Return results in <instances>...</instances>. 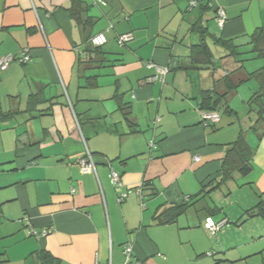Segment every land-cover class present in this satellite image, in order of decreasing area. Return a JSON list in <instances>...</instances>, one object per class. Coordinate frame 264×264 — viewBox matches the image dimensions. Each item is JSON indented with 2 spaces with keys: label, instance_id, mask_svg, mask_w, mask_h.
Segmentation results:
<instances>
[{
  "label": "crops",
  "instance_id": "0c3cea01",
  "mask_svg": "<svg viewBox=\"0 0 264 264\" xmlns=\"http://www.w3.org/2000/svg\"><path fill=\"white\" fill-rule=\"evenodd\" d=\"M190 1L0 0V58L30 57L0 72V264H36L41 251L59 264H124L126 243L143 264H264V218L245 219L264 203V106L259 113L249 103L259 83H242L228 96L231 111L205 126L203 93L226 92L235 60L211 39L213 63L199 68L191 59L198 21L250 53L249 37L264 29V0H210L207 11L189 9ZM98 34L107 43L95 50ZM126 34L132 40L121 47ZM239 61L234 78L264 66ZM156 68L169 70L164 82ZM237 95L246 113L229 103ZM241 130L253 169L218 188ZM87 152L96 172L83 174ZM112 170L130 191L122 203ZM181 204L174 222L159 223ZM207 219L226 224L212 235Z\"/></svg>",
  "mask_w": 264,
  "mask_h": 264
},
{
  "label": "trees",
  "instance_id": "16d2710c",
  "mask_svg": "<svg viewBox=\"0 0 264 264\" xmlns=\"http://www.w3.org/2000/svg\"><path fill=\"white\" fill-rule=\"evenodd\" d=\"M198 8H200L202 11L210 10V0H204L202 3L199 4ZM71 11L72 15L76 19L78 18L79 20V15L83 12L81 3L77 1L73 2ZM216 19H218L217 10ZM192 29L193 32L198 33L201 38V43L192 47L191 59L192 63L195 66L199 68L209 67L213 63L214 56L207 43L208 39L213 40L215 44L227 51L228 55L223 58L224 60L234 59L236 62L239 61V56H241V54L238 53L237 49H239L240 46H237L235 43H233L232 40H223L221 38H216L214 35L210 34V32L203 26L201 21L195 23ZM248 44L252 46V51L250 53H253L255 55L254 59L264 61V29H259L254 34H252L249 37ZM88 45L89 47H91L89 41ZM93 48L97 50L101 47ZM239 62L243 63L245 62V60H240ZM240 69L242 68H239L238 70ZM238 70H235L229 73L228 76L224 77L223 84L226 88V92L224 94L218 93L215 90L205 91L203 93L199 106L200 111H217L219 113H221V111H223L224 113L230 112L231 110L228 107V96L231 93L235 92L242 83L248 82L250 80H255L259 83L260 90L253 96L252 101L249 103L250 105L256 104V106L259 108L258 112L260 113V110L264 106V66L260 70L248 74L245 78H237L238 76H235L234 78V75ZM252 169V149L246 139V132H243V130H241L240 136L237 141L232 143L231 147L227 150L222 167L223 176L219 180L217 187L219 188L228 183L232 179V176L234 174L238 173L242 176H246L252 171ZM213 191L214 188L207 192V194L210 195ZM187 206L188 205L186 204H181L170 208L158 217L159 223L170 224L174 222L178 218V216L183 213ZM257 216H261L262 218H264V203L262 202H260L253 209L245 213V219ZM163 217L165 219H163ZM34 256L36 257V264H59V261L56 260L53 256H51L47 251H41L35 254Z\"/></svg>",
  "mask_w": 264,
  "mask_h": 264
},
{
  "label": "built area",
  "instance_id": "2783aa9c",
  "mask_svg": "<svg viewBox=\"0 0 264 264\" xmlns=\"http://www.w3.org/2000/svg\"><path fill=\"white\" fill-rule=\"evenodd\" d=\"M95 1H101V0H95ZM203 1L204 0H191L189 2V9L197 8L199 4L202 3ZM217 16H218V19H217L218 25L219 27L223 28L226 23V19H227L225 10L222 8L217 9ZM131 40H132L131 35H122L118 38V44L121 47H123ZM90 43L95 47H101L107 43V38L104 34H98L90 40ZM27 53L28 52H24V54L19 58L14 55H7V56L0 58V72L6 71L14 61H19L21 63L29 62L30 57ZM148 65L149 67H152L151 64H148ZM156 69H157L158 76H156L154 79L161 80L164 82L163 78L164 76L167 75L169 70L161 69V68H156ZM200 116H201L202 124L205 126L216 125L221 121V115L217 111H200ZM196 160L199 161V158H196ZM79 164H80L81 171L83 174L96 172L95 161L93 160V156L90 152H87L86 156L80 160ZM111 181L113 185L115 186V188L119 191L118 203H122L125 200V198L128 196V194L130 193V191L124 190L123 183L120 178V174L113 170L111 171ZM138 193L141 194L140 190H138ZM224 225L225 223L215 224L211 219H207L205 228L212 235H215L217 232H219L224 227ZM48 233H49L48 230H43L42 236H46ZM34 234H37V233H34ZM123 253L125 256L124 264H143L141 261L135 259L134 246L132 243H126L123 246ZM208 255L210 256L211 254H208Z\"/></svg>",
  "mask_w": 264,
  "mask_h": 264
},
{
  "label": "rangeland",
  "instance_id": "374dc122",
  "mask_svg": "<svg viewBox=\"0 0 264 264\" xmlns=\"http://www.w3.org/2000/svg\"><path fill=\"white\" fill-rule=\"evenodd\" d=\"M219 50V49H218ZM216 55V54H215ZM254 54L253 53H246V54H243L240 58V60L242 61V60H246V62H244V64L242 63V65H244V68H248L249 66H251L252 64H256V63H258V64H260V62H263V60H260L259 62L257 61V62H251V61H249V59H251V57L253 56ZM217 56V55H216ZM218 57V56H217ZM236 62L235 61H233V62H231L230 64H228L227 65V69L231 72V71H234V67H235V64ZM261 65V64H260ZM255 65H253V67H254ZM252 68V67H251ZM240 95H243L244 94V91H241L240 93H239ZM237 97H238V100H236L235 98H231L230 100H229V103L230 104H232V107H238V111L240 112V113H246V111H248V110H250V108H249V106H248V103L246 104L245 103V106L244 105H240V100H242L241 99V97H239V95H237ZM240 98V99H239ZM234 101H239V102H234ZM256 106V104H254L253 105V107H255ZM246 110V111H245ZM223 117L225 116V118H229L228 117V115H225V114H223L222 115ZM232 198L233 199H236V198H238V196L237 195H233L232 196ZM223 200H226V197L225 196H223ZM228 201H226L225 203L226 204H228L227 203Z\"/></svg>",
  "mask_w": 264,
  "mask_h": 264
},
{
  "label": "bare ground",
  "instance_id": "6f19581e",
  "mask_svg": "<svg viewBox=\"0 0 264 264\" xmlns=\"http://www.w3.org/2000/svg\"><path fill=\"white\" fill-rule=\"evenodd\" d=\"M126 35H129V34H126ZM93 37H94V36H93ZM93 37H92V38H93ZM92 38H91V39H92ZM91 45H92V44H91ZM92 46H93V45H92ZM94 47H95V46H94ZM101 47H103V46H101ZM123 47H124V46H123ZM79 165H80V164H79ZM95 166H96V165H95ZM80 169H81V167H80ZM81 172H82V171H81ZM223 223L226 224V222H223Z\"/></svg>",
  "mask_w": 264,
  "mask_h": 264
}]
</instances>
